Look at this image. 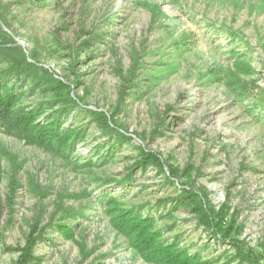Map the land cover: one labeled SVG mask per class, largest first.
Returning <instances> with one entry per match:
<instances>
[{
	"label": "rangeland",
	"instance_id": "1",
	"mask_svg": "<svg viewBox=\"0 0 264 264\" xmlns=\"http://www.w3.org/2000/svg\"><path fill=\"white\" fill-rule=\"evenodd\" d=\"M0 83L73 135L55 153L0 129V264L31 240L25 264H174L123 211L202 264H264V0H0Z\"/></svg>",
	"mask_w": 264,
	"mask_h": 264
},
{
	"label": "trees",
	"instance_id": "2",
	"mask_svg": "<svg viewBox=\"0 0 264 264\" xmlns=\"http://www.w3.org/2000/svg\"><path fill=\"white\" fill-rule=\"evenodd\" d=\"M22 95L16 87H7L0 83V129L8 134L17 136L28 144L38 145L50 152H63L64 147L69 144L73 135H61L60 124L51 121L41 123L38 115L33 110L17 109V105ZM150 163H158L155 155L144 156ZM159 164V163H158ZM196 205V210L201 221L208 227L214 224L221 228L223 214L215 212L211 215L201 204V201L189 196ZM112 226L126 236L132 238L135 248L143 253L150 260H164L174 264H202L196 256L187 255L181 251H176L172 245L160 244L159 234L153 231L152 219L141 218L130 211H123L111 219ZM68 237H72L69 231H65ZM30 241V240H29ZM34 240L28 244L25 254L21 256L16 264H25L34 257L31 254ZM238 257L251 259L242 249H237Z\"/></svg>",
	"mask_w": 264,
	"mask_h": 264
}]
</instances>
